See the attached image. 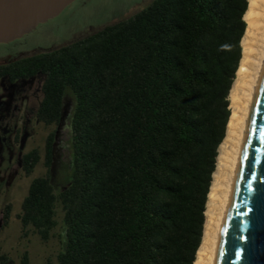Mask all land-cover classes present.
<instances>
[{
    "label": "trees",
    "instance_id": "obj_1",
    "mask_svg": "<svg viewBox=\"0 0 264 264\" xmlns=\"http://www.w3.org/2000/svg\"><path fill=\"white\" fill-rule=\"evenodd\" d=\"M247 6L151 0L23 60L45 74L39 114L47 124L58 121L64 96L73 100L62 186L49 174L48 141L45 156L24 157L25 176L41 158L46 172L32 178L16 214L41 242L60 240L57 264H193Z\"/></svg>",
    "mask_w": 264,
    "mask_h": 264
},
{
    "label": "flooded vegetation",
    "instance_id": "obj_2",
    "mask_svg": "<svg viewBox=\"0 0 264 264\" xmlns=\"http://www.w3.org/2000/svg\"><path fill=\"white\" fill-rule=\"evenodd\" d=\"M49 20L39 23L21 37L0 42V264H29L27 247L32 233L28 230L20 228L15 245H10V252L6 250L12 235L8 229L13 195L21 190L19 182L24 175V157L36 149L45 156L48 141L52 152L49 174H54L58 139L72 107L71 97L64 96L58 121L47 124L39 114L45 74L36 69L34 63L23 60L53 51L95 32L92 31L93 25L89 24L87 29L90 31L86 33L78 28L68 29L61 37L50 30L43 34L39 28ZM69 36L72 38L69 39ZM7 208L10 214L5 218ZM21 249L23 251L17 261L14 254L17 255ZM23 257L27 258L25 263L22 262Z\"/></svg>",
    "mask_w": 264,
    "mask_h": 264
},
{
    "label": "water",
    "instance_id": "obj_3",
    "mask_svg": "<svg viewBox=\"0 0 264 264\" xmlns=\"http://www.w3.org/2000/svg\"><path fill=\"white\" fill-rule=\"evenodd\" d=\"M75 0H0V42L16 39ZM213 264H264V63L249 106Z\"/></svg>",
    "mask_w": 264,
    "mask_h": 264
},
{
    "label": "bare ground",
    "instance_id": "obj_4",
    "mask_svg": "<svg viewBox=\"0 0 264 264\" xmlns=\"http://www.w3.org/2000/svg\"><path fill=\"white\" fill-rule=\"evenodd\" d=\"M241 38V58L229 90L230 115L225 135L218 146L212 173L206 217L193 264H213L219 232L225 215L244 136L249 106L264 63V0H248Z\"/></svg>",
    "mask_w": 264,
    "mask_h": 264
},
{
    "label": "rangeland",
    "instance_id": "obj_5",
    "mask_svg": "<svg viewBox=\"0 0 264 264\" xmlns=\"http://www.w3.org/2000/svg\"><path fill=\"white\" fill-rule=\"evenodd\" d=\"M151 0H76L70 3L60 14L54 18H51L48 23L40 26L39 30L44 34L48 30L56 32L57 37L64 36L68 29L83 30V33L89 32L87 29L89 24L93 25V30H99L105 25L112 24L118 20L124 19L134 12L145 7ZM41 34L38 36L41 37ZM70 37V36H69ZM70 37L69 39H71ZM73 100H71V106ZM72 110V107H71ZM65 120L61 135L58 139L57 153L58 156L54 165V174L51 175L52 183L55 184L56 189H60L62 186V178L60 176V169L67 162V158L70 153V114ZM46 167L43 165V158L40 159L37 166L34 168L30 176H24L22 174L19 184L21 190L18 194L13 195L12 203L13 209L10 216L9 229L11 232L6 250L10 252V245L14 246L16 239L20 234V223L16 214L20 211V203L26 195L28 185L32 178L44 175ZM31 242L27 247L29 264H46L47 258L52 260V264H57L56 254L61 248L60 240L57 238H50L48 242L43 243L37 235L32 234ZM21 251L14 254V257L18 261L21 256Z\"/></svg>",
    "mask_w": 264,
    "mask_h": 264
}]
</instances>
